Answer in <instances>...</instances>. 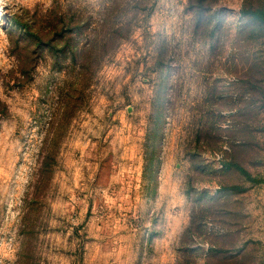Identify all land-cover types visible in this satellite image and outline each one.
I'll list each match as a JSON object with an SVG mask.
<instances>
[{"label": "rangeland", "instance_id": "obj_1", "mask_svg": "<svg viewBox=\"0 0 264 264\" xmlns=\"http://www.w3.org/2000/svg\"><path fill=\"white\" fill-rule=\"evenodd\" d=\"M264 0H0V264H264Z\"/></svg>", "mask_w": 264, "mask_h": 264}, {"label": "trees", "instance_id": "obj_2", "mask_svg": "<svg viewBox=\"0 0 264 264\" xmlns=\"http://www.w3.org/2000/svg\"><path fill=\"white\" fill-rule=\"evenodd\" d=\"M247 11V13L250 15H252L253 17H255L256 19L259 20H264V9L261 7H247L245 12Z\"/></svg>", "mask_w": 264, "mask_h": 264}]
</instances>
